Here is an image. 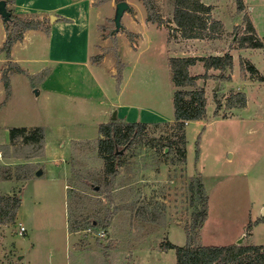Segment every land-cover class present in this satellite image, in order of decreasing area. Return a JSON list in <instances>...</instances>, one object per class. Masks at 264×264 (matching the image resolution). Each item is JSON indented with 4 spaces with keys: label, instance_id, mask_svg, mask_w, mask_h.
Masks as SVG:
<instances>
[{
    "label": "rangeland",
    "instance_id": "rangeland-1",
    "mask_svg": "<svg viewBox=\"0 0 264 264\" xmlns=\"http://www.w3.org/2000/svg\"><path fill=\"white\" fill-rule=\"evenodd\" d=\"M127 1L132 10L123 15L124 29L113 35L118 0H92L98 18L91 24L96 42L90 68L56 61L46 34L29 30L15 53L31 59L19 63L30 74H9V96L3 69L13 62L4 49L8 27L0 16V166L13 171L12 178H0V194L22 192L15 223L0 226V264H176V250L167 249L166 242L187 243L186 224L196 210L188 183L199 173L210 208L200 243H237L246 232L242 244L264 245V79L259 78L264 76V48L235 47L245 31V16L264 37V0H244L243 9L237 0H202L212 5L211 17L221 20L224 29L191 39L176 30L170 0H157L162 24L147 21L142 0ZM36 18L42 20L40 27L49 26L46 16L25 19ZM11 25L17 34L19 28ZM226 51L232 52L234 64L225 71H207L201 62L191 67L193 74H209L197 81L206 88L208 104L206 117L185 127V162L174 127L169 57ZM249 62L259 74H251ZM232 91L245 93V107L228 106ZM215 93L221 103L218 115ZM115 111L123 122L162 123L147 128L143 146L134 155L127 153L128 162L109 186L97 142L100 126L113 120ZM20 126L43 127V148L10 144L11 128ZM18 166L33 177L14 178ZM39 168L43 172L36 175ZM71 212L79 219L78 231L69 229ZM95 218L102 225L95 230H106V236L84 229Z\"/></svg>",
    "mask_w": 264,
    "mask_h": 264
},
{
    "label": "trees",
    "instance_id": "trees-1",
    "mask_svg": "<svg viewBox=\"0 0 264 264\" xmlns=\"http://www.w3.org/2000/svg\"><path fill=\"white\" fill-rule=\"evenodd\" d=\"M120 1V0H118ZM147 8V21L162 24L163 18L158 13L157 0H142ZM174 4V17L181 36L187 39L203 38L212 36V34L220 32L224 29V24L221 20L211 17L212 5L204 3L202 0H170ZM8 8L12 12V24H16L19 32H12V25L8 27L7 38L4 49L9 55V65L3 69L4 85L7 89L8 96L11 93L10 75L12 72H20L30 74L29 71L21 67L17 62L11 60V50L13 45L23 40L25 32L29 29H40L41 21L38 18L28 20L26 17L19 16L13 12L12 4L15 0H7ZM239 9L244 8V0H237ZM244 33L238 39L237 48H264V37H260L252 20L245 16ZM44 27V26H43ZM47 28V27H45ZM15 34V35H14ZM198 62L203 63L205 70L218 69L225 71L231 68L234 64V56L231 51H226L223 54H215L209 56H171L169 57V66L172 72V81L174 84V106H175V122L176 135H179L177 140L178 148L182 149L183 161L186 162V150L184 148V139L186 138L185 127L189 121L203 119L207 115L208 98L205 86L198 85L197 81L200 78H207V71L203 75L191 73V67ZM123 67H120L122 70ZM247 68L251 74H259V69L252 63H248ZM119 70V71H120ZM120 79L121 72L118 73ZM260 79L264 76L260 73ZM187 86L192 88L188 89ZM215 93V102L217 109L215 115L219 114L221 109L220 100ZM229 107H245L247 104V96L242 92H234L228 99ZM226 118V116H224ZM162 122H142L129 121L123 122L115 119L105 122L100 126L102 135L98 139V153L103 160L102 173L103 179L106 180V185H111L114 179L120 173L122 167L128 162L127 153L134 155V152L143 146V139L146 137V130L151 125H157ZM45 139V131L43 127H28L20 126L13 127L10 130V144L16 145H39L43 148ZM128 145V150L125 153H117V149ZM166 146L163 148V153L167 155ZM178 149V150H179ZM171 154V153H170ZM2 165V164H1ZM4 167V166H3ZM23 166H18L14 178L18 180H27L33 177V172H21ZM0 178L10 179L13 177L11 168H1ZM93 181V180H92ZM94 183V182H93ZM99 185L100 188L97 186ZM97 190H101V183H96ZM189 200L196 210L193 211L192 221L186 224L187 243L185 245H177L171 241L166 242L167 249H175L177 254L176 264H264V245H246L231 243L228 245H205L200 243L201 229L204 226L209 216V195L205 187L202 175L196 174L191 176L188 183ZM22 199L19 194H0V226L10 223H15L18 215V210L21 206ZM73 213L69 215V229L78 231L80 225L79 219L73 218ZM87 220V227L97 229L101 222L95 218ZM110 219H106L104 225L109 224ZM249 229L251 224L247 226Z\"/></svg>",
    "mask_w": 264,
    "mask_h": 264
},
{
    "label": "crops",
    "instance_id": "crops-1",
    "mask_svg": "<svg viewBox=\"0 0 264 264\" xmlns=\"http://www.w3.org/2000/svg\"><path fill=\"white\" fill-rule=\"evenodd\" d=\"M12 9L15 14L23 17H48L50 24L47 28L44 26L40 29L29 30L43 31L46 34L45 42L49 45L50 51L53 50L56 54L58 58L55 59L56 61L61 63L76 62L90 68L93 54L91 47L96 42L95 39H91L93 30L91 24L94 16L96 20L98 18V12L96 14L93 12L96 8L92 0H15L12 4ZM98 25L99 23L96 21V28ZM25 40L24 35L23 40L16 42L11 50L10 59L18 64L25 60H31L28 55L23 56L15 53L16 45ZM76 57L81 59H73ZM94 81L100 86L99 81L95 77ZM144 116V118H148V115ZM141 120L142 122H153Z\"/></svg>",
    "mask_w": 264,
    "mask_h": 264
},
{
    "label": "water",
    "instance_id": "water-1",
    "mask_svg": "<svg viewBox=\"0 0 264 264\" xmlns=\"http://www.w3.org/2000/svg\"><path fill=\"white\" fill-rule=\"evenodd\" d=\"M128 10H132V6L127 0H120L116 3L115 13L113 17V21L115 25L114 29L112 30L113 35L124 29L125 26L122 23V18H123L124 13ZM0 16L3 17L4 21L7 24V27H9L10 22H12L13 19H12V12L8 8L7 0H0ZM218 87H219V84L217 83L216 86L214 87V90H217ZM35 92L36 94L40 93L38 89H36ZM116 118H117V111H115L114 113L113 120H115ZM127 147L128 145L122 148H118L117 153H124ZM166 152H168V148H166ZM42 172L43 170L39 168L36 171V175H41ZM19 197L22 198V192H20ZM263 215H264V209H263ZM94 224H96V221H94ZM246 236H247V233L245 232L242 235V237L237 241V243L242 244L245 241Z\"/></svg>",
    "mask_w": 264,
    "mask_h": 264
},
{
    "label": "built area",
    "instance_id": "built-area-1",
    "mask_svg": "<svg viewBox=\"0 0 264 264\" xmlns=\"http://www.w3.org/2000/svg\"><path fill=\"white\" fill-rule=\"evenodd\" d=\"M26 231H27L26 230V227L23 224H20V230H19V232L21 234H24ZM86 231L89 232V233H93V234H95V235H97L99 237L106 236V230H104V229L95 230L94 227L89 226L88 228H86Z\"/></svg>",
    "mask_w": 264,
    "mask_h": 264
}]
</instances>
